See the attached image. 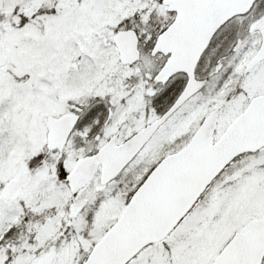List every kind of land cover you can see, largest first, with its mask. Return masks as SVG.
<instances>
[{
  "label": "snow or ice",
  "instance_id": "snow-or-ice-1",
  "mask_svg": "<svg viewBox=\"0 0 264 264\" xmlns=\"http://www.w3.org/2000/svg\"><path fill=\"white\" fill-rule=\"evenodd\" d=\"M0 264H264V0H0Z\"/></svg>",
  "mask_w": 264,
  "mask_h": 264
}]
</instances>
